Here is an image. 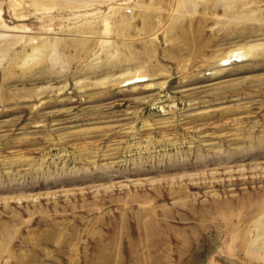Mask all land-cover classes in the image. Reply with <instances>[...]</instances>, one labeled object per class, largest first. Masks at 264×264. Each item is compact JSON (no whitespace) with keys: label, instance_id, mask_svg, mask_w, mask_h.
Instances as JSON below:
<instances>
[{"label":"rangeland","instance_id":"1","mask_svg":"<svg viewBox=\"0 0 264 264\" xmlns=\"http://www.w3.org/2000/svg\"><path fill=\"white\" fill-rule=\"evenodd\" d=\"M0 264H264V0H0Z\"/></svg>","mask_w":264,"mask_h":264},{"label":"bare ground","instance_id":"2","mask_svg":"<svg viewBox=\"0 0 264 264\" xmlns=\"http://www.w3.org/2000/svg\"><path fill=\"white\" fill-rule=\"evenodd\" d=\"M257 45V44H256ZM251 46V45H250ZM251 51H249L248 49H243L242 47H239V48H235V49H232L227 55H225L223 58H221L220 60H231V62H234L236 61L237 59H243L245 56H248V54L250 53ZM228 64V63H227ZM229 65V64H228ZM139 78L140 77H143L144 75H138ZM138 76L137 79H138ZM145 78V77H143ZM130 80V79H129ZM133 80V79H132ZM136 81V80H135ZM133 82V81H131Z\"/></svg>","mask_w":264,"mask_h":264}]
</instances>
